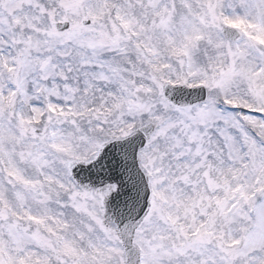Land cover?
Segmentation results:
<instances>
[{
    "label": "snow or ice",
    "instance_id": "snow-or-ice-1",
    "mask_svg": "<svg viewBox=\"0 0 264 264\" xmlns=\"http://www.w3.org/2000/svg\"><path fill=\"white\" fill-rule=\"evenodd\" d=\"M0 264H264V0H0Z\"/></svg>",
    "mask_w": 264,
    "mask_h": 264
}]
</instances>
